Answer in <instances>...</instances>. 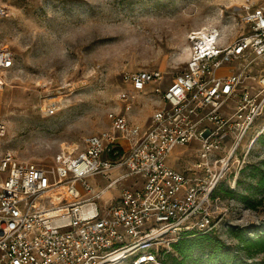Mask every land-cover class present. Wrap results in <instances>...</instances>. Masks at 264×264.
Returning a JSON list of instances; mask_svg holds the SVG:
<instances>
[{"label": "built area", "instance_id": "built-area-1", "mask_svg": "<svg viewBox=\"0 0 264 264\" xmlns=\"http://www.w3.org/2000/svg\"><path fill=\"white\" fill-rule=\"evenodd\" d=\"M13 1L0 0V19ZM233 18L246 28L231 41L216 27L204 36L189 30L186 67L165 90L155 87L159 104L141 133L129 113L145 84L163 78L160 70L123 71L133 89L118 94L122 109L108 111L110 128L85 137L77 151H60L54 164L0 155V264H160L187 231L217 230L212 191L240 175L264 109V4H243ZM14 64V53L0 44V90ZM5 130L0 118V137ZM192 142L189 165L176 170L166 162L175 146ZM115 170L122 172L92 193L86 179ZM128 176H136L133 185L98 203Z\"/></svg>", "mask_w": 264, "mask_h": 264}, {"label": "rangeland", "instance_id": "rangeland-1", "mask_svg": "<svg viewBox=\"0 0 264 264\" xmlns=\"http://www.w3.org/2000/svg\"><path fill=\"white\" fill-rule=\"evenodd\" d=\"M243 4L260 6L264 0H14L9 15L0 19V44L15 57L8 84L0 90V118L6 125L0 155L11 151L20 160L54 164L60 151H77L85 137L110 128L108 111L122 109L118 94L133 89L122 80L123 71L160 70L163 78L145 84L129 113L141 133L159 104L155 87L165 90L186 67L189 30L210 20L224 42L231 41L246 28L233 18ZM187 44L188 56L180 57ZM253 128L261 132L251 156L238 177L219 182L212 209L221 217L215 233L230 247L232 260L244 264L264 262V251L246 255L230 234L241 229L254 235L264 227V185H257L264 171V109ZM195 147V142L175 146L166 162L176 170L185 168L195 159ZM121 170L89 176L92 193ZM134 178L108 186L98 203L112 202ZM76 186L80 198L88 195L79 182ZM226 190L232 194L224 195Z\"/></svg>", "mask_w": 264, "mask_h": 264}, {"label": "trees", "instance_id": "trees-1", "mask_svg": "<svg viewBox=\"0 0 264 264\" xmlns=\"http://www.w3.org/2000/svg\"><path fill=\"white\" fill-rule=\"evenodd\" d=\"M219 183L212 191V197L216 196ZM257 185H264V171H260ZM232 191H224V195L230 196ZM242 201H246V195H240ZM251 207L255 203H248ZM230 234L238 241L239 247L249 252L264 251V227L257 229L254 235H247L243 230H230ZM231 249L228 244L220 239L215 232L199 233L196 230H189L184 236L173 242L171 249L163 254L160 264H244L243 262L230 261ZM204 261V263H202ZM257 264H264L260 260Z\"/></svg>", "mask_w": 264, "mask_h": 264}, {"label": "bare ground", "instance_id": "bare-ground-1", "mask_svg": "<svg viewBox=\"0 0 264 264\" xmlns=\"http://www.w3.org/2000/svg\"><path fill=\"white\" fill-rule=\"evenodd\" d=\"M221 17V16H220ZM215 18H217V17H215ZM213 24H212V21H210V20H205V21H203V22H201L200 24H199V26H198V28L197 29H199V35L200 36H204L205 35V32H206V30L208 29V28H212L213 26H212ZM222 30H224V28H225V25L224 24H222ZM222 32V31H221ZM222 34V33H221ZM187 54H189V46H188V44L187 45H185V46H182L181 47V53H179V56L180 57H186V56H188Z\"/></svg>", "mask_w": 264, "mask_h": 264}, {"label": "snow or ice", "instance_id": "snow-or-ice-1", "mask_svg": "<svg viewBox=\"0 0 264 264\" xmlns=\"http://www.w3.org/2000/svg\"><path fill=\"white\" fill-rule=\"evenodd\" d=\"M53 19L56 20V17L54 16ZM101 41H103V40H101ZM226 91H227V89H226Z\"/></svg>", "mask_w": 264, "mask_h": 264}]
</instances>
